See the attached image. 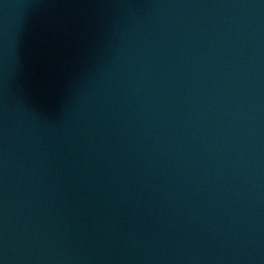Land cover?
Here are the masks:
<instances>
[{"label": "water", "instance_id": "1", "mask_svg": "<svg viewBox=\"0 0 264 264\" xmlns=\"http://www.w3.org/2000/svg\"><path fill=\"white\" fill-rule=\"evenodd\" d=\"M0 264H264V0H0Z\"/></svg>", "mask_w": 264, "mask_h": 264}]
</instances>
